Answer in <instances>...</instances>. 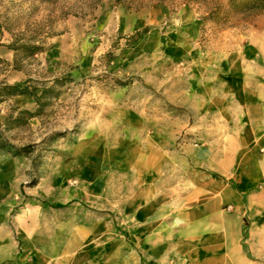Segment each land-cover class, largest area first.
Wrapping results in <instances>:
<instances>
[{"label":"rangeland","instance_id":"rangeland-1","mask_svg":"<svg viewBox=\"0 0 264 264\" xmlns=\"http://www.w3.org/2000/svg\"><path fill=\"white\" fill-rule=\"evenodd\" d=\"M250 41L264 50V11L228 0H0V58L12 65L9 46L35 44L28 77L71 80L28 126H1L16 148L33 146L0 151V170L13 175L0 205L15 243H53L61 258L71 248L82 263L145 264L130 219L137 171L209 145L214 69ZM26 78L5 74L19 86ZM17 97L0 105L1 124L10 106L35 111Z\"/></svg>","mask_w":264,"mask_h":264},{"label":"crops","instance_id":"crops-1","mask_svg":"<svg viewBox=\"0 0 264 264\" xmlns=\"http://www.w3.org/2000/svg\"><path fill=\"white\" fill-rule=\"evenodd\" d=\"M214 71L220 83L206 102L217 118L205 134L209 145L137 171L143 181L130 219L145 264H264V50L250 41ZM12 176L0 170V201L14 188ZM8 211L0 205V264H97L77 261L71 248L61 258L53 243H15Z\"/></svg>","mask_w":264,"mask_h":264},{"label":"trees","instance_id":"trees-1","mask_svg":"<svg viewBox=\"0 0 264 264\" xmlns=\"http://www.w3.org/2000/svg\"><path fill=\"white\" fill-rule=\"evenodd\" d=\"M228 3L235 9L243 12H251L255 10L264 11V0H228ZM141 34H137L139 37ZM13 51L12 65L0 58V75L3 78L0 80V105L17 96H28L35 103V111L19 110L15 106H10V112L6 114L3 124L0 122V151H14V156L27 155L32 149V145H26L22 148H16L3 137L1 126L9 125L28 126V123L33 118H40L45 106L50 100H58L60 96L59 90L67 83H71L69 78H53L48 81L33 80L28 77V74L23 71L22 63L24 60L31 59L42 53L41 46L35 44H21L8 47ZM17 72H23L27 78L22 82V86L9 84L5 79V74L8 68ZM16 114V116H14Z\"/></svg>","mask_w":264,"mask_h":264}]
</instances>
